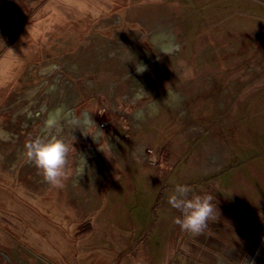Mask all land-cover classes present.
I'll use <instances>...</instances> for the list:
<instances>
[{
	"label": "rangeland",
	"instance_id": "1",
	"mask_svg": "<svg viewBox=\"0 0 264 264\" xmlns=\"http://www.w3.org/2000/svg\"><path fill=\"white\" fill-rule=\"evenodd\" d=\"M128 3L0 0V66L24 61L0 97L11 132L0 141V248L12 264H144L157 211L182 216L167 200L174 185L200 194L221 169L254 174L238 204L258 229L243 264H264V32H220L214 16L194 25L199 4L213 12L224 0H172L187 16L147 28L124 20ZM168 36L173 45L161 49ZM63 104L91 115L96 139L61 118L51 134L69 151L64 175L49 183L24 146L48 134L43 121Z\"/></svg>",
	"mask_w": 264,
	"mask_h": 264
},
{
	"label": "crops",
	"instance_id": "2",
	"mask_svg": "<svg viewBox=\"0 0 264 264\" xmlns=\"http://www.w3.org/2000/svg\"><path fill=\"white\" fill-rule=\"evenodd\" d=\"M259 1L260 4L256 0H224L223 5L213 9V12H210V9H203L205 6L199 4L200 8L197 10L201 12L196 15L198 21L194 25L199 29L204 23L205 16H214L221 18L220 21L224 19L220 32H229L232 28L239 33L252 32L253 28L264 32V0ZM171 2L172 0H129L128 5L123 9L124 20L130 25L147 28L155 18L184 19L187 15L179 13V8ZM185 25V30H179V34H186L182 36L184 37L182 43L190 39L188 35L190 25L188 23ZM200 31L198 30V33ZM166 38L169 42L161 45V49H168L173 45V37ZM257 60L258 63L264 64V51ZM23 62L10 58L0 66L1 98L10 93L14 81L18 80L20 63ZM6 128L4 124H0V131L3 130L8 134ZM216 171L217 175L207 176L210 177L211 186L204 185L202 192L198 191L201 195L213 194L211 201L213 210L206 227L199 233H192L181 227L177 222L179 216L173 211H169L166 207L158 210L156 223L153 224L154 229L149 235L151 244L146 240L142 250L141 257H149V260H144V264H168L169 260L170 264H243L253 247V235L258 229L255 224L243 222L246 213L238 204H242L244 192H252L256 180L252 179L254 176L252 172L250 178L245 180L237 170H231L229 175L221 169ZM224 176L229 178L226 183L223 180ZM251 213L252 211L249 214ZM249 214L247 216L252 215Z\"/></svg>",
	"mask_w": 264,
	"mask_h": 264
},
{
	"label": "clouds",
	"instance_id": "3",
	"mask_svg": "<svg viewBox=\"0 0 264 264\" xmlns=\"http://www.w3.org/2000/svg\"><path fill=\"white\" fill-rule=\"evenodd\" d=\"M144 67L143 64H136V71H143ZM61 118L73 125H81L82 128L78 129L83 135H89L93 140L96 139L93 135L96 128L92 127L96 123L88 112H83L80 117H77L72 114L71 109L63 106L50 111L42 125L45 133L48 134H37L30 138L24 146L27 157L33 161L37 169L41 171L44 180L49 183H57L64 175L69 151V145L63 137L51 134L52 130L59 125ZM189 192L188 185L177 183L167 200L172 208L182 212V216L177 219L181 227L192 233H199L206 227L207 220L212 214L213 194L189 196Z\"/></svg>",
	"mask_w": 264,
	"mask_h": 264
},
{
	"label": "bare ground",
	"instance_id": "4",
	"mask_svg": "<svg viewBox=\"0 0 264 264\" xmlns=\"http://www.w3.org/2000/svg\"><path fill=\"white\" fill-rule=\"evenodd\" d=\"M164 36V35H163ZM169 48H171V47H169ZM55 66H50L49 67V70H51L52 68H54ZM160 68H161V66H160ZM46 71V70H45ZM141 72V71H140ZM140 72H135L136 73V75H139L140 74ZM58 81V80H57ZM56 83V82H55ZM59 83V82H58ZM57 85V84H56ZM54 87V86H53ZM57 87V86H56ZM30 97H32V96H30ZM28 98V97H27ZM175 99V98H174ZM33 100V99H32ZM31 100V101H32ZM173 101V103L175 104L176 103V101L175 100H172ZM174 104H172V105H174ZM64 106L63 107H65L66 109H68V107H66V105L65 104H63ZM38 106V105H37ZM27 107V106H26ZM28 107H29V105H28ZM27 107V108H28ZM42 111V110H41ZM44 111V110H43ZM2 130V129H1ZM5 133V131L4 132H2V131H0V137L2 138L3 137V134ZM7 134V133H6ZM10 134V133H9ZM6 137H8V136H6ZM90 156H92L90 153H86L85 154V158L83 159V162L85 161V160H87L88 159V157H90Z\"/></svg>",
	"mask_w": 264,
	"mask_h": 264
},
{
	"label": "flooded vegetation",
	"instance_id": "5",
	"mask_svg": "<svg viewBox=\"0 0 264 264\" xmlns=\"http://www.w3.org/2000/svg\"><path fill=\"white\" fill-rule=\"evenodd\" d=\"M0 256L3 257V262H5L4 264H11L10 263V256L6 250L0 249Z\"/></svg>",
	"mask_w": 264,
	"mask_h": 264
},
{
	"label": "built area",
	"instance_id": "6",
	"mask_svg": "<svg viewBox=\"0 0 264 264\" xmlns=\"http://www.w3.org/2000/svg\"><path fill=\"white\" fill-rule=\"evenodd\" d=\"M174 48H176V46Z\"/></svg>",
	"mask_w": 264,
	"mask_h": 264
}]
</instances>
